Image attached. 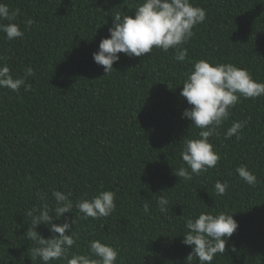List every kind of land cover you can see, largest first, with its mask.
<instances>
[{
	"label": "trees",
	"instance_id": "1",
	"mask_svg": "<svg viewBox=\"0 0 264 264\" xmlns=\"http://www.w3.org/2000/svg\"><path fill=\"white\" fill-rule=\"evenodd\" d=\"M138 2L0 0L20 9L15 22L24 31L13 41L0 32V64L14 78L29 66L35 73L28 90L0 88V264H43L29 256L35 245L24 238L31 223L26 213L43 203L38 192L53 207V190L71 193L74 202L104 190L116 194L109 217L85 220L74 208L54 219L77 217L69 257L87 254L88 242L99 239L118 251L117 264H200L187 260L193 248L182 243L186 220L225 212L239 227L211 264H264V97L242 98L209 138L220 156L216 167L190 180L174 175L184 163L183 139L200 131L182 118L189 61L232 63L264 83V0H192L207 15L184 45L183 64L174 50L154 48L141 57L119 53L106 75L93 53L110 36L113 17L134 16ZM236 121H247L242 139H225ZM239 166L257 177L254 187L236 173ZM217 180L228 185L222 196L214 191ZM158 196L169 200L167 213L158 211ZM37 231L52 236L46 225Z\"/></svg>",
	"mask_w": 264,
	"mask_h": 264
},
{
	"label": "clouds",
	"instance_id": "2",
	"mask_svg": "<svg viewBox=\"0 0 264 264\" xmlns=\"http://www.w3.org/2000/svg\"><path fill=\"white\" fill-rule=\"evenodd\" d=\"M135 15L117 13L109 28L110 36L101 40L98 51L93 53L94 62L103 66L106 75L113 70V64L120 60L119 53L128 57H141L151 54L153 49L167 53L175 51L174 60L183 64L188 56L184 47L194 35L193 29L206 20V10L196 6L192 0H139L136 4ZM20 9L11 10L5 3H0V32L9 41L22 38L24 31L16 19ZM7 21V23H5ZM34 20L24 21L31 28ZM0 57V60H3ZM191 67L184 73V81L180 96L189 105L182 113V118L190 120L191 126L200 129L195 138H184L182 141L181 159L184 162L174 175L184 180L199 176L218 165L219 153L214 150L209 138L216 135L221 126L229 119L230 110L240 100L264 97V83L253 79L246 68L232 63H213L200 59L189 61ZM31 66L25 68L24 76L14 78L6 63L0 64V88L18 93L21 87L30 88L26 84L28 77L34 76ZM105 75V76H106ZM247 121H236L227 128L225 139L235 136L242 139V129ZM186 165V166H185ZM236 173L249 186L254 187L257 177L247 168L239 166ZM228 185L217 180L214 191L224 195ZM43 203L29 209L26 213L31 218L28 230L24 234L26 240L32 241L34 247L28 249L30 258H39L43 264H51L62 258L67 264H117L119 253L111 245L94 239L88 242L87 254L79 252L69 257L70 250L76 245L78 234L74 231L75 219L56 224L54 219H60L73 209L82 214L83 219H100L109 217L116 208V194L112 191H100L90 199L81 198L75 202L70 198L71 193L59 190L52 191L55 204L50 207L46 202L47 194L37 193ZM169 200L165 196L157 197V207L160 213H167ZM147 210V205L145 206ZM54 214V215H53ZM55 217V218H54ZM48 226L51 238H45L37 228ZM239 225L233 214L201 213L195 219L188 218L185 223L182 243L191 246L193 251L187 260L198 258L200 264H211L217 254L226 251V245ZM235 249L233 248V251Z\"/></svg>",
	"mask_w": 264,
	"mask_h": 264
}]
</instances>
